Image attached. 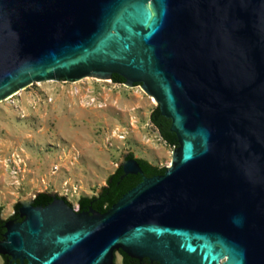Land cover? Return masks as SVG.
Instances as JSON below:
<instances>
[{"label":"water","instance_id":"95a60500","mask_svg":"<svg viewBox=\"0 0 264 264\" xmlns=\"http://www.w3.org/2000/svg\"><path fill=\"white\" fill-rule=\"evenodd\" d=\"M113 74L170 120V165L148 177L123 152V175L140 181L103 213L55 193L44 206L18 200L0 256L264 264V0H0V100Z\"/></svg>","mask_w":264,"mask_h":264},{"label":"rangeland","instance_id":"374dc122","mask_svg":"<svg viewBox=\"0 0 264 264\" xmlns=\"http://www.w3.org/2000/svg\"><path fill=\"white\" fill-rule=\"evenodd\" d=\"M155 107L139 85L94 77L32 82L0 100V216L39 192L77 209L79 197L99 193L125 151L168 167L173 146L149 119Z\"/></svg>","mask_w":264,"mask_h":264},{"label":"trees","instance_id":"16d2710c","mask_svg":"<svg viewBox=\"0 0 264 264\" xmlns=\"http://www.w3.org/2000/svg\"><path fill=\"white\" fill-rule=\"evenodd\" d=\"M112 82L122 83L123 78L117 74H113L111 78ZM150 121L157 128L161 138L169 146H177L175 134L170 131V120L162 116L159 112V108L156 106L150 113ZM127 157H133L132 153H128ZM145 176L160 175L165 172L166 167H160L149 163L142 158H136ZM140 181L139 175L126 174L123 175L121 166L118 165L113 173H111L104 186L101 187L98 194L93 196H81L77 200V211L86 210L89 207L103 213L109 209L126 191L135 186ZM65 200L66 198L63 197ZM51 201V197L47 192H39L33 198V204L36 206H44ZM67 201V200H66ZM68 202V201H67ZM19 202L13 206V213L9 218H13L15 221L21 220L18 212ZM6 219L0 216V239L4 232L3 224ZM122 258V264H158L157 262H150L147 258L138 260L131 258L121 251H118ZM4 264H8L9 258L2 256Z\"/></svg>","mask_w":264,"mask_h":264},{"label":"flooded vegetation","instance_id":"af4514ba","mask_svg":"<svg viewBox=\"0 0 264 264\" xmlns=\"http://www.w3.org/2000/svg\"><path fill=\"white\" fill-rule=\"evenodd\" d=\"M90 208V207H89ZM87 210V209H86ZM82 211H85V210H82ZM8 219V218H7ZM13 219V218H12ZM1 258H2V256H1ZM2 260H3V258H2ZM8 264H10L9 263V260H8ZM121 264H122V258H121Z\"/></svg>","mask_w":264,"mask_h":264}]
</instances>
